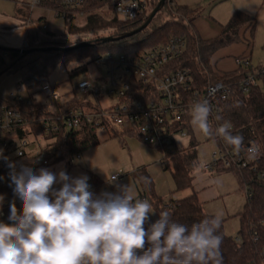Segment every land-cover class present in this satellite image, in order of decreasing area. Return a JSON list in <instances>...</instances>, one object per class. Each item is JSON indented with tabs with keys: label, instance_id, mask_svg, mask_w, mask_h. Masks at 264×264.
<instances>
[{
	"label": "trees",
	"instance_id": "16d2710c",
	"mask_svg": "<svg viewBox=\"0 0 264 264\" xmlns=\"http://www.w3.org/2000/svg\"><path fill=\"white\" fill-rule=\"evenodd\" d=\"M159 1L151 0L150 9L138 19L124 21L118 19L116 15L106 18L101 14L94 13L103 6V3L92 0L83 8L86 15L79 17L80 19H85L84 23L76 25L73 20L77 18H71L69 28L72 33L77 30L81 32H97L111 28L114 30L112 36H118L141 26ZM49 6H52V8L57 7L54 4ZM191 13L192 10L187 6L178 5L174 0H165L163 7L151 23L140 32L109 42H103L101 40L102 37L95 36L86 40L92 42V45L70 51L50 50L23 53L0 45V76L5 73H19L21 78L17 86L27 92L31 101L30 104H27L9 97L8 94L0 93V116L4 105L17 109L24 114H29L32 121L26 127L16 129L15 134L18 137H25L29 134L36 136L40 134L46 135L43 121L45 116H51L52 113L49 110L48 103L36 99L35 94L37 91L42 92L40 89L41 83L48 80L49 73L65 57L75 55L81 58L90 54L94 55L98 48H101L102 54L139 53L165 43L172 36L180 35L185 37L187 47L182 57L169 66L170 69H190L193 76L190 90L192 94L195 91L199 95L205 94L209 80L212 82L230 83L232 92L228 99L218 103L219 114L217 116L221 117L218 124H230L233 135L240 134L243 136L244 145L257 139L264 149V87L260 85L252 86L249 92H244L240 86V81L248 73L254 71L256 67L248 61L238 66L233 72L218 73L214 71L211 64L212 58L218 50L241 41L242 30L249 29L253 31L255 18L241 10H236L229 21L222 26L218 36L204 39L194 28ZM27 41L28 47L26 49L49 46L68 47L73 45L72 42L67 41L64 37H58L54 32L46 29L43 31H31ZM95 58L93 56L92 61L95 62ZM84 69H86V66H80L71 70L69 74L71 76ZM76 107L85 109L89 108L90 104L85 100L73 99L65 102L60 108L61 111H66ZM186 119L187 123L184 126H186L191 135L189 144L183 149H179L177 146H173V148L166 147V155H161L160 164L163 170L171 172L177 192L190 190L191 193L167 203L156 192L154 180L146 166L133 172V178L138 188L139 198L147 199L158 217L159 212L168 211L171 213L174 222L191 227L192 224L214 215L204 211L203 203L200 201L197 192L194 191L193 173L198 166L197 147L199 143L193 135L190 115ZM106 129L114 130L115 128L107 126ZM98 130L99 128L94 124L84 122L81 137L74 138L72 141H64L63 132L47 134L46 137L53 140L46 145L44 150L45 157L49 160L47 164L37 162V157L30 154L11 159V161L16 163L17 170H19L21 164L32 167L34 171L49 167L60 161H65L67 165H71L78 154L99 143ZM124 134L139 138L131 132ZM112 136L116 137L118 133ZM214 138L217 139L216 136ZM216 142H218V139ZM157 149L162 152V149ZM217 169L233 171L239 186L242 189L247 187L252 194L251 197L247 198L243 210L239 214L240 229L235 237L226 234L224 231V220L222 219L219 234L223 237L221 245L223 264H264V156L257 162L256 169H247L242 172L232 169ZM9 172L10 169L5 170L0 167V195L5 196L3 207L0 211H4L6 214L5 223H11L8 217L10 215V203L14 196L12 188L9 187L10 182L7 179ZM150 224L149 220L145 224V228L147 229ZM255 237L257 239H254Z\"/></svg>",
	"mask_w": 264,
	"mask_h": 264
},
{
	"label": "clouds",
	"instance_id": "9594fccd",
	"mask_svg": "<svg viewBox=\"0 0 264 264\" xmlns=\"http://www.w3.org/2000/svg\"><path fill=\"white\" fill-rule=\"evenodd\" d=\"M211 114L208 101H196L190 122L205 137H219L239 153L243 136L233 135L227 123L214 129ZM247 152L250 159L260 155L256 147ZM0 158L7 161L9 187L22 202V211L15 200L10 203L11 223L0 221V264H223L222 214L188 227L161 211L146 229L155 212L152 205L137 198L134 187L117 183V175L106 177L116 191L97 195L87 175L70 177L63 169L34 171L23 164L17 170L2 149ZM4 200L0 195V210Z\"/></svg>",
	"mask_w": 264,
	"mask_h": 264
},
{
	"label": "built area",
	"instance_id": "2783aa9c",
	"mask_svg": "<svg viewBox=\"0 0 264 264\" xmlns=\"http://www.w3.org/2000/svg\"><path fill=\"white\" fill-rule=\"evenodd\" d=\"M21 7L34 11L37 8L51 11L56 17L66 20L71 18L84 17L86 15L83 8L92 0H15ZM109 6L112 12L124 21H134L150 9L151 0H95ZM56 5V8L49 6ZM39 19H41L39 21ZM28 21H31L30 17ZM37 21L43 29L47 28L44 17L40 16ZM28 47L25 41L21 48ZM187 47L185 37L180 35L172 36L163 44L153 46L145 51L133 54L107 53L97 55L95 63L108 68L109 85L107 93L110 97H115L117 102L107 108L102 107L98 102H89V108H70L61 111V102H56L55 110L51 111V116H45L44 133L63 132L64 141H72L82 135V125L84 122L94 124L99 129H106L107 126L131 132L138 136L149 146L162 149V155H166L165 148L177 146L178 138H190V133L184 124L186 117L190 115L191 105L196 101H208L212 108L209 123L215 129L219 124L216 116L219 114L218 103L228 99L232 92L230 83L221 81L212 82L209 80L206 92L199 95L197 91L193 94L191 84L193 76L190 69L178 68L170 69V65L179 60ZM241 66L248 62L242 58L236 60ZM263 83V84H261ZM264 87V65L256 67L254 71L248 73L241 81L240 86L244 92H249L252 86ZM40 89L48 97L55 100L58 94L55 88L47 80L41 83ZM76 91L83 95L94 94L99 96L100 88L95 86L90 80L83 79L77 86ZM9 97L18 101L30 104L28 94L23 93V88L8 93ZM37 120V119H36ZM32 122L29 114H24L17 109L2 107L0 116V149L3 156L10 160L29 154L28 149L32 142L28 141V136L18 137L16 129L26 127ZM230 129L231 126L228 124ZM217 141V148L211 154L212 160L205 164L203 168L212 171L216 168L245 171L256 169L257 162L264 156V149L259 140L254 139L244 148L236 153L233 148L225 145L219 138L207 137ZM53 141V140H52ZM256 147L260 155L257 159H250L247 149ZM45 147L32 156L37 157V162L47 164L45 157ZM21 155H17V153ZM31 155V154H30ZM76 158L81 159V154ZM1 168L8 170L7 161L0 158ZM263 176V174H262ZM7 179L10 182L9 175ZM246 197H251V192L246 187L244 189ZM18 211H22L21 201L13 196ZM12 200V201H13ZM5 212L0 211V221L5 222ZM254 239H257L256 237Z\"/></svg>",
	"mask_w": 264,
	"mask_h": 264
},
{
	"label": "rangeland",
	"instance_id": "374dc122",
	"mask_svg": "<svg viewBox=\"0 0 264 264\" xmlns=\"http://www.w3.org/2000/svg\"><path fill=\"white\" fill-rule=\"evenodd\" d=\"M216 2L217 0H197L192 6L195 9L193 14V16L195 15L194 23L198 27H201L198 30L212 36L219 35L222 25L225 22L224 17H222L224 12L221 14L218 13L225 3ZM15 6L16 4L12 0H0V13L9 14L14 10ZM26 10L24 13L33 19V27L39 28V30L42 31L44 30L37 21V19L43 15L47 25L46 30L54 32L58 37H64L73 44L86 41L95 36L105 37L114 33V30L111 28L102 29L97 32H81L77 30L75 33H72L69 28L70 20L66 21L62 17H56L51 11L42 10L40 8L32 12L28 9ZM94 13L101 14L106 18L115 16L109 6L106 5L100 7ZM84 21V18L73 20L76 25H81ZM248 36L249 32H246L244 35L242 33L243 41L234 44L233 47L248 45V41L246 42L244 39H248ZM254 44L255 42L253 41L251 48H253L254 62H257L262 51L256 48ZM229 49L231 48L228 46L223 48L220 52L215 53L211 61L213 69L229 70L235 67V59L233 58L235 56L233 54L235 53ZM102 52L101 48H98L94 55L90 54L82 56L81 58L75 55H68L65 57V59L48 75V81L58 94L57 100L53 97H48L45 92L38 91L35 94L37 99H43L50 105H53V107H55L56 102L64 104L73 99L85 100L92 103L99 102L104 108L115 104L117 99L115 97H110L107 93V87L109 85L108 68L106 66H99L92 61L93 56L96 57L102 54ZM223 54L224 57H222ZM80 66H86V69L80 70L70 76V71ZM20 78L21 76L19 73H5L1 75L0 93L8 94L12 91H16L18 88L17 83L20 81ZM83 79L90 80L95 86L100 88L101 91L99 96H95L94 94L83 95L76 91L77 84ZM23 93L26 94L27 92L23 89ZM192 129L193 135L199 143L197 147L198 166L193 173L194 191L200 195V198L205 200V210L209 214H222L224 231L226 234L235 237L240 229L239 214L242 212L247 200L245 191L239 186L237 177L233 171L218 169L207 171L203 168L205 164L211 162V154L216 150L217 143L205 137L193 126ZM112 134H114V130L112 129H99V143L85 149L81 153V159L75 158L71 165H67L66 162L60 161L50 166L49 170L58 169L59 172L63 169L70 177L87 175L89 177L88 183L92 191L97 195L102 191H116L113 185L106 182V177L111 180L112 174H114L117 175V183L129 184L134 187L135 195L139 198L133 172L141 168L143 164H151L149 173L154 180L156 192L165 202H171L185 193H191L190 190L184 192H177L175 190L171 172L165 171L161 167L160 158L162 152L159 149L147 145L137 137L124 136L121 138L120 136L113 137ZM36 137L42 145L50 142V139L46 138L43 134L29 136L28 141H33ZM176 145L179 149L185 148L187 145V138H179ZM151 215L152 221L155 222L158 216L155 213Z\"/></svg>",
	"mask_w": 264,
	"mask_h": 264
},
{
	"label": "crops",
	"instance_id": "0c3cea01",
	"mask_svg": "<svg viewBox=\"0 0 264 264\" xmlns=\"http://www.w3.org/2000/svg\"><path fill=\"white\" fill-rule=\"evenodd\" d=\"M12 1L15 2V4H16L14 10L9 14L0 13V45H3L5 47H11V48H21L23 46L24 42L27 41L29 33L33 30H39V28L32 26V20L33 19L30 18L31 21H28L29 16H27L26 13H24V11L26 9L21 7V5H19L15 0H12ZM174 1L178 5L187 6L188 8H190L192 10L191 15L193 18V26L196 29L197 33L202 38L209 39V38H214V37L218 36V35L212 36L209 34H205V32L198 30L201 27H198L194 23L195 15L193 16V14H194L195 9L192 7L197 0H174ZM218 2L225 3L223 8L221 9L222 11L221 10L218 11V13H220V14L224 12V15H222V17H224L225 22L223 25H225L229 21L230 17L232 16V14L236 10H241V11H243V12H245V13H247V14H249L255 18V27H254L253 31H251L249 29H245V30H242V32H241V41L240 42L243 41L242 33L244 35L246 32H249V36H248L249 38L248 39L244 38L246 40V42L248 41V45H244L242 47L241 46L233 47L234 44H237V43H234V44L230 45L231 47L229 46V48H231L229 50H231L232 52L235 53V54H233V55H235L233 57L235 59V61H234L235 67H233L229 70H223V69H216L215 70L214 69V71H216L218 73L235 71L238 68V65L236 64V60L238 58H242L246 61H250V63L254 67H259V66L264 65V0H217L216 3H218ZM41 16H43V15H41ZM38 24H39V22H38ZM253 41L255 42L254 45L256 46V48L261 49V51H262V53H260V55L258 57L259 60L257 62H254L253 48H251ZM240 42H238V43H240ZM222 49L218 50L217 52H220ZM222 57H224V54ZM35 98L37 99L36 96H35ZM38 100L46 102L43 99H38ZM48 105H49V110H52V111L55 110V107H53V105H50L49 103H48ZM115 133L116 134L118 133V136H120L121 138H123L124 136L135 137V136H131L128 134H124V133H126L125 131H122V130L116 129V128L114 129V134ZM32 135L33 134H29L28 137L32 136ZM34 136H36V135H34ZM44 136L46 137V135H44ZM178 139H177V142H178ZM189 141H190V138H187V145L189 144ZM31 142H32V144L29 147L28 152H29V154L34 155L40 149L46 147V145L48 143L52 142V139H50V142H48L45 145H42L38 141L37 137L35 138V140H33ZM144 166H146L148 171H149L151 164H145V165L143 164L141 167H144ZM49 167H46V168L50 169ZM51 171L53 173H57L58 169H54V170L51 169ZM91 191H92V189H91ZM187 195H189V193H185L175 200L183 198ZM198 197H199L200 201L203 203L204 211L207 212L205 210V200L200 198L199 194H198ZM21 207H22V203H21ZM153 211H155V210L153 209ZM154 213L157 215L156 212H154ZM151 216L152 215L150 214V218H149L150 223H154L151 219Z\"/></svg>",
	"mask_w": 264,
	"mask_h": 264
},
{
	"label": "water",
	"instance_id": "95a60500",
	"mask_svg": "<svg viewBox=\"0 0 264 264\" xmlns=\"http://www.w3.org/2000/svg\"><path fill=\"white\" fill-rule=\"evenodd\" d=\"M164 3H165V0H160L159 3L151 11V13L149 14L146 21L141 26H139L138 28L133 29L132 31H128V32H125L123 34H120L118 36H112V35L105 36V37H102L101 40L103 42L116 41V40H120V39L132 36V35L140 32L141 30L145 29L151 23L153 18L156 16V14L163 7ZM92 44H93L92 42L83 41V42L76 43V44H73V45L68 46V47L49 46V47H37V48H30V49H26V48L25 49H23V48H10V49H15V50H18V51L23 52V53H28L30 51H50V50L70 51L73 49H77V48H81V47H85V46H90Z\"/></svg>",
	"mask_w": 264,
	"mask_h": 264
}]
</instances>
